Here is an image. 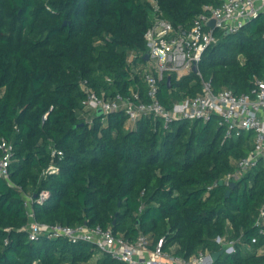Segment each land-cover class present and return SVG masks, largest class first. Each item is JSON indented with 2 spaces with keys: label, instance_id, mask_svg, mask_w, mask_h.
I'll use <instances>...</instances> for the list:
<instances>
[{
  "label": "trees",
  "instance_id": "1",
  "mask_svg": "<svg viewBox=\"0 0 264 264\" xmlns=\"http://www.w3.org/2000/svg\"><path fill=\"white\" fill-rule=\"evenodd\" d=\"M212 3L159 0L163 17L183 27ZM151 16L148 0H0V139L12 147L8 177L0 174V264H88L98 252L87 241L29 239L22 193L42 189L48 199L31 205L37 221L99 225L130 240L141 233L151 247L165 236L164 248L175 245L186 258L221 249L220 235L236 240L234 251L212 264H264V230L254 223L264 204V163L227 196L218 184L252 149L251 131L226 138L217 115L168 127L144 115L129 126L124 109L96 114L81 103L83 80L101 97L133 100L136 92L147 101L140 72ZM214 34L198 68L215 91L239 93L264 79V15ZM200 85L193 72L171 73L157 95L170 108ZM51 163L58 170L43 174ZM94 264L122 263L101 255Z\"/></svg>",
  "mask_w": 264,
  "mask_h": 264
},
{
  "label": "built area",
  "instance_id": "2",
  "mask_svg": "<svg viewBox=\"0 0 264 264\" xmlns=\"http://www.w3.org/2000/svg\"><path fill=\"white\" fill-rule=\"evenodd\" d=\"M212 4L203 6L202 11L196 14L188 27L174 26L163 17L159 0H148L151 10V22L144 32L148 58L146 66L140 72V78L146 85L147 101L140 99L136 92L129 96L115 93L106 98L99 96L82 81L85 98L82 105L96 112L102 109L106 114L119 109L126 112L127 125H133L138 118L151 115L154 119H161L163 126L178 120H208L211 115H217L218 124L224 127V137L238 136L243 131H251L252 149L241 158L232 160V169L220 178L227 186L230 182H237L243 175L258 163H264V79H255L254 84L246 91L235 93L230 88L215 91L210 81L202 78L198 64L203 51L217 41L215 29L226 33L239 30L255 15H264V0H211ZM213 20V27L209 21ZM131 58L135 57L131 54ZM196 64L194 72L192 66ZM189 72L195 73L200 79V91L192 96L175 100L170 108H166L158 98L159 82L166 76L174 73L177 78ZM12 147L5 139H0V174L8 177V162ZM61 152L51 148V154ZM58 170L51 163L43 174L55 173ZM27 206V222L24 226L31 240L40 237H62L71 243L87 241L96 249L88 264H94L101 255H109L122 264H212L211 252L200 249L186 257L174 253L175 245L164 248L165 236H160L151 247L145 235L139 233L133 239L122 235H115L110 228L99 225L90 226L79 224L74 226L59 223L48 224L34 218L32 203H43L48 199L49 192L42 189L36 196L22 193ZM254 223L262 232L264 223V204L254 217ZM221 246L223 252L232 253L235 247L234 239H226L217 235L214 239ZM256 238H252L255 241ZM6 244L7 241H4ZM33 264H41L33 260ZM63 264H68L63 263Z\"/></svg>",
  "mask_w": 264,
  "mask_h": 264
},
{
  "label": "water",
  "instance_id": "3",
  "mask_svg": "<svg viewBox=\"0 0 264 264\" xmlns=\"http://www.w3.org/2000/svg\"><path fill=\"white\" fill-rule=\"evenodd\" d=\"M209 25L213 27V20H212V19L209 21ZM147 58H148V52H146L145 55H144V59L147 60ZM192 70H193L194 72L197 70V68H196V64H194V65L192 66ZM166 76H167V82L169 83V82H170V75H166ZM96 114H102V109H100V108L96 109ZM218 184H219V185H222V184H223V182H222L221 179L218 180ZM235 185H236L235 182H230V183H228V184H227V188H226V190H225V192H224V195L227 196V195L230 193L231 189H232ZM33 196H36V193H33ZM222 252H223V249H219V250H217V251L212 252V253H211L212 260H213V261H216V260L218 259V257L222 254Z\"/></svg>",
  "mask_w": 264,
  "mask_h": 264
},
{
  "label": "crops",
  "instance_id": "4",
  "mask_svg": "<svg viewBox=\"0 0 264 264\" xmlns=\"http://www.w3.org/2000/svg\"><path fill=\"white\" fill-rule=\"evenodd\" d=\"M175 249V248H174Z\"/></svg>",
  "mask_w": 264,
  "mask_h": 264
}]
</instances>
